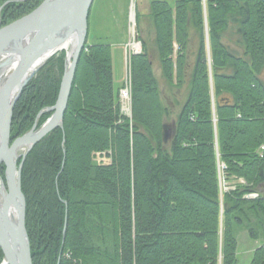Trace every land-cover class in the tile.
Returning a JSON list of instances; mask_svg holds the SVG:
<instances>
[{"label":"trees","instance_id":"trees-1","mask_svg":"<svg viewBox=\"0 0 264 264\" xmlns=\"http://www.w3.org/2000/svg\"><path fill=\"white\" fill-rule=\"evenodd\" d=\"M42 2L0 0L2 25ZM149 9L170 86L185 84L189 47L198 39L172 139L163 138L171 108L147 42L129 60V117L114 86L112 45L87 38L64 126L38 141L22 169L34 264H236L237 226L254 240L264 237V0H178L173 7L153 0ZM231 25L239 48L222 38ZM65 61L66 50L57 52L25 86L12 141L57 102ZM51 114L39 116L38 126ZM104 151L111 163L96 162ZM223 165L225 180H243L224 194ZM5 170L1 165L4 180ZM250 264H264V242Z\"/></svg>","mask_w":264,"mask_h":264},{"label":"water","instance_id":"water-1","mask_svg":"<svg viewBox=\"0 0 264 264\" xmlns=\"http://www.w3.org/2000/svg\"><path fill=\"white\" fill-rule=\"evenodd\" d=\"M94 1L43 0L32 12L7 25H2L5 5L0 4V166L6 167V179L0 175V247L4 253L1 264H34L26 228L27 200L21 188L22 169L38 141L64 126L78 60L89 35L88 20ZM207 49L210 59L209 38ZM61 50H66V61L57 102L42 110L34 126L12 141L13 111L25 86ZM132 53L140 52L133 50ZM49 111L52 114L38 126L39 116ZM163 127V138L168 143L175 126L167 123Z\"/></svg>","mask_w":264,"mask_h":264},{"label":"rangeland","instance_id":"rangeland-1","mask_svg":"<svg viewBox=\"0 0 264 264\" xmlns=\"http://www.w3.org/2000/svg\"><path fill=\"white\" fill-rule=\"evenodd\" d=\"M153 0H95L89 16V29L90 38L89 42L95 43H108L112 45L113 54V75H114V85L118 89L124 82L126 65L130 67L129 60L132 55L134 48L132 43H139L140 49L138 52L142 51V40L146 41L149 45V49H152L154 71L159 78L161 84L162 95L166 104L170 105L171 115L167 118L168 122L171 124L174 119H176L177 114L181 108V104L186 100L189 90V79L190 71L195 63L196 53H197V36H193V43L189 47V61L190 66L187 69V80L185 84L181 87L170 86L162 78V73L160 72V62L157 52V47L155 45V30L153 27V19L145 9L150 7V3ZM162 1V0H160ZM171 7L175 6L178 0H165ZM145 8V9H144ZM149 10V9H148ZM134 19H132V14ZM139 21V31L137 28V20ZM223 40L231 48H239L237 41L239 36L236 32V27L233 25L228 28L223 35ZM208 45V40L206 46ZM210 46V43H209ZM175 49H178V45H175ZM240 50V49H239ZM209 60V67L212 66L211 53ZM127 63V64H126ZM261 78L264 79V66L261 73ZM213 92V91H212ZM214 93V92H213ZM261 150V149H260ZM264 150H261V152ZM107 160L106 163H111L110 157L106 152ZM221 189H223V194L225 191L230 190L231 186L237 184L241 179L237 180H225L223 178V168L221 171ZM221 195V200L222 196ZM238 241V261L236 264H250L253 251L259 247L264 241V237L260 236L259 239H252L246 227L237 226L235 228Z\"/></svg>","mask_w":264,"mask_h":264},{"label":"built area","instance_id":"built-area-1","mask_svg":"<svg viewBox=\"0 0 264 264\" xmlns=\"http://www.w3.org/2000/svg\"><path fill=\"white\" fill-rule=\"evenodd\" d=\"M125 82L123 85V88L120 90L119 97L121 102V111L124 114H131V101H132V74H131V67H126L125 72ZM261 150H264V145L261 147ZM95 160L97 163L104 164L106 163L105 160H107L106 152H96L95 154Z\"/></svg>","mask_w":264,"mask_h":264},{"label":"crops","instance_id":"crops-1","mask_svg":"<svg viewBox=\"0 0 264 264\" xmlns=\"http://www.w3.org/2000/svg\"><path fill=\"white\" fill-rule=\"evenodd\" d=\"M151 4V3H150ZM145 9V8H144ZM149 9V8H148ZM148 9H145V11H147V13H149L150 14V9L148 10ZM88 33H89V35H88V42H89V38H90V29L88 30ZM89 43H91V44H95V42H89ZM160 64V63H159ZM161 69V68H160ZM161 72V71H160ZM123 85V84H122ZM122 85L118 88V89H116V90H119V89H121L122 88ZM115 86V85H114ZM115 88H116V86H115Z\"/></svg>","mask_w":264,"mask_h":264},{"label":"bare ground","instance_id":"bare-ground-1","mask_svg":"<svg viewBox=\"0 0 264 264\" xmlns=\"http://www.w3.org/2000/svg\"><path fill=\"white\" fill-rule=\"evenodd\" d=\"M134 13L132 14V19H134ZM132 47L134 48V50H139L140 49V45L139 43L135 42V43H132Z\"/></svg>","mask_w":264,"mask_h":264}]
</instances>
